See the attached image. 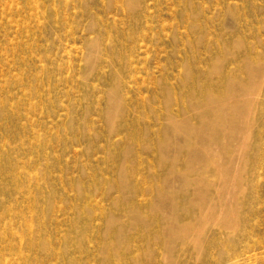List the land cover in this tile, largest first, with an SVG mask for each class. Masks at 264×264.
I'll return each mask as SVG.
<instances>
[{
    "label": "rangeland",
    "instance_id": "374dc122",
    "mask_svg": "<svg viewBox=\"0 0 264 264\" xmlns=\"http://www.w3.org/2000/svg\"><path fill=\"white\" fill-rule=\"evenodd\" d=\"M133 1L0 0L3 263L264 264V0ZM229 78L259 82L242 149L194 108ZM188 174L219 206L203 250L177 228L203 202Z\"/></svg>",
    "mask_w": 264,
    "mask_h": 264
},
{
    "label": "bare ground",
    "instance_id": "6f19581e",
    "mask_svg": "<svg viewBox=\"0 0 264 264\" xmlns=\"http://www.w3.org/2000/svg\"><path fill=\"white\" fill-rule=\"evenodd\" d=\"M132 6L134 5V1L130 0ZM262 73V72H261ZM227 89H228V95L223 100H219L216 98L215 95H206V101L203 103V105H196L194 108L195 110L206 113L209 117L208 121L203 122L199 128H207L210 129L211 135L209 137V140L206 142H213L219 144L224 150L226 148V145L228 143V140L231 138H238L240 134L243 132V134L248 129V117L252 111V105L254 103V99L256 100L257 96H259V82L257 81H248V83H240L238 80H234L233 78L227 79ZM205 93V92H204ZM113 98V101L111 103V108L113 109L114 105L117 103L118 93L114 90L111 92ZM206 94V93H205ZM224 109H232L233 112L231 114L226 115L224 113ZM113 114L111 113V116ZM176 116V115H175ZM174 116H169L168 120L169 123H173L175 121ZM175 124V123H173ZM229 124L235 131V134L233 133L232 136L227 135L226 132V125ZM198 128V129H199ZM172 132L175 134L183 133L185 135V138L187 141L191 142L193 139V135L196 133V128L191 126L188 120L183 121L180 124L172 125L171 128ZM246 136L242 137L241 140V147L242 149L245 145ZM229 147V146H228ZM201 157L206 158L207 168H209L212 164L211 159L207 152L202 150L201 148L197 149L195 152H193V158L194 160H197ZM230 168V164L228 166ZM228 175V172H225V176L223 180L220 183L221 188L220 189H227V187L230 186L232 181L226 178ZM184 184L186 187H193L197 190H199V193H201L200 197L202 199V203L198 205H194V208H196L194 212V217L196 218L193 221H189L186 223H179L177 225V228L181 230L182 234H187L189 232H194L195 236L197 237V243L198 248L200 250L204 249L203 245V232L207 228V226L211 224H217L218 218H217V211L219 209V206L216 202L211 203V195H209V192H211L210 183L202 177L200 174H197L196 176L193 174L183 178ZM234 184V182H233ZM203 191V193H202ZM229 191V190H228ZM232 192V191H231ZM229 192V195L232 193ZM210 203H208V201ZM176 203L173 201L171 203V206L174 208ZM139 221H141L143 224L148 223L147 220L144 218H140ZM232 225H235V222L232 223ZM232 227V226H229ZM234 229V227H233ZM127 241L129 242V248H132L134 246V249L140 248L139 245L135 246L133 242L130 243V239ZM176 261H171L170 264H176ZM0 264L3 263V254L0 251Z\"/></svg>",
    "mask_w": 264,
    "mask_h": 264
}]
</instances>
